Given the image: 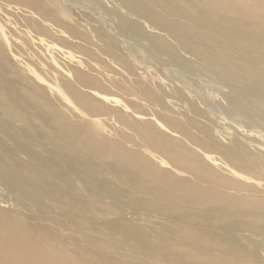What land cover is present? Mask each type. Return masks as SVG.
<instances>
[{"label": "bare ground", "instance_id": "6f19581e", "mask_svg": "<svg viewBox=\"0 0 264 264\" xmlns=\"http://www.w3.org/2000/svg\"><path fill=\"white\" fill-rule=\"evenodd\" d=\"M117 1L233 95L176 112L63 1L0 0V264H264V0Z\"/></svg>", "mask_w": 264, "mask_h": 264}, {"label": "rangeland", "instance_id": "374dc122", "mask_svg": "<svg viewBox=\"0 0 264 264\" xmlns=\"http://www.w3.org/2000/svg\"><path fill=\"white\" fill-rule=\"evenodd\" d=\"M60 1H63L65 3L66 8L68 9V11L71 15L72 21L74 23H76V26L81 31H83V32L90 31L88 33L94 37L95 41L101 40V42H105V43L109 42L110 36L115 37L116 39H118V42H117L118 45H120L122 48H124L125 49L124 51L128 55L131 53L129 58H133V55H134V57L136 56L135 59L137 58V62L135 65L137 66V70H138L137 74L139 76L141 75L140 77H143L154 89L158 85V87L156 89L157 90L162 89L163 92H165L164 93V94H166L165 95V97H166L165 101L169 105V107L172 108V110L174 109V111H176V112H182L185 110V107H186V104L183 102L184 100H182L181 98H178L177 95L174 94L175 93L174 90H176V89H180L183 92L184 96L187 97V100H190V101L192 100V102H195V104L201 109H202L201 106L204 107L205 103L211 102V101L213 103L220 102V103L224 104L225 101L227 100L226 98H224L225 95H227V94L233 95L232 90L234 89L235 84H229L227 82H222L218 76L212 75L211 73H209L207 71H203L201 69L198 61H196L192 55L190 57L189 54H187L185 52L183 54V51L179 50L180 51L179 52L178 50H176V51H178L177 52L178 57H179L180 61H182V63L179 62V64H177L178 61H167L166 59H164V61H162V64H160L148 56L149 52L146 53V52L142 51L141 49H139L141 45L142 46L145 45L144 40L141 41L140 39H138L137 40L138 42L135 41V39L131 40V39H129L128 34H124L123 30H121V28L119 29V27H117V24H116L117 21H116L115 15L116 14H125V10L123 9V7H121L120 3L117 0H112V1L111 0H94L95 3H99V8H95L94 5L92 6L91 4H89L87 2L85 3V1H83V0H60ZM97 14H99V15H97ZM127 17L135 20V17L133 18V15H131V14H129ZM114 19H115V21H114ZM115 24H116V26H115ZM141 24L146 31L148 30L147 32L154 33V34L156 33L153 30L148 29V27L146 26L145 23L141 22ZM117 29H118V31H117ZM166 35L167 34L165 32L160 33V36H165L164 40L167 41L166 43L170 42L168 44H171L172 46L176 47V44H177L176 41L169 38V36L166 37ZM121 37H122V39H121ZM135 50L136 51L138 50V51L135 53ZM57 55H58V58H60L61 55L59 53H57ZM187 55H189V56H187ZM165 56L168 57V55H164V58H166ZM179 65H180V67H179ZM184 65H186V66L184 67ZM187 67H189V68H187ZM205 77H207V78H205ZM189 80H191L192 82ZM227 85L229 87H227ZM226 89H228V90H226ZM170 90H172L173 92L172 91L170 92ZM204 92H206V93L204 94ZM167 94L169 97L167 96ZM188 94L190 97L188 96ZM121 95L125 96V98L128 100L133 99V90L129 89L125 95H124V93H122ZM125 98H123V99H125ZM168 98H170V99H168ZM172 98H173V100H172ZM1 116L3 117V115H0V118H1ZM215 124H217V123H215ZM220 125H222V124H220ZM259 133H260V135H263V137H264V131H260ZM257 140H258V138H257ZM261 140L262 139L259 138L260 142L263 141V140L262 141ZM262 143L264 144V142H262ZM127 216H128V218L130 217L129 215H127ZM142 218L143 217L140 216L139 219H142Z\"/></svg>", "mask_w": 264, "mask_h": 264}]
</instances>
